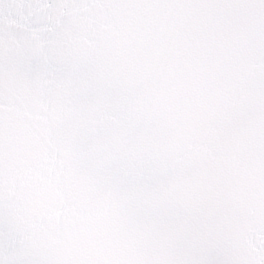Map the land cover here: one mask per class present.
Listing matches in <instances>:
<instances>
[{"label":"snow or ice","instance_id":"6c2138e0","mask_svg":"<svg viewBox=\"0 0 264 264\" xmlns=\"http://www.w3.org/2000/svg\"><path fill=\"white\" fill-rule=\"evenodd\" d=\"M0 264H264V0H0Z\"/></svg>","mask_w":264,"mask_h":264}]
</instances>
